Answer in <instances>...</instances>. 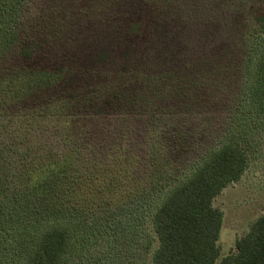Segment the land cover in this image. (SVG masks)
I'll use <instances>...</instances> for the list:
<instances>
[{"label": "rangeland", "instance_id": "rangeland-1", "mask_svg": "<svg viewBox=\"0 0 264 264\" xmlns=\"http://www.w3.org/2000/svg\"><path fill=\"white\" fill-rule=\"evenodd\" d=\"M250 4L0 0V24L21 30L3 66H49L63 73L56 87L36 92L26 103L54 96L79 102L74 120L92 144L122 143L141 155L145 139L162 136L179 170L190 175L195 160L231 133L251 134L248 167L213 199L223 213L219 259L235 250L236 240L264 212V120L242 122L234 105L250 49L245 40ZM181 78L188 93L178 106L172 91ZM132 236L121 229L111 243L95 235L80 237L69 264H139L145 259L150 264L151 252L145 253L137 231ZM130 240L135 241L130 245Z\"/></svg>", "mask_w": 264, "mask_h": 264}, {"label": "trees", "instance_id": "trees-1", "mask_svg": "<svg viewBox=\"0 0 264 264\" xmlns=\"http://www.w3.org/2000/svg\"><path fill=\"white\" fill-rule=\"evenodd\" d=\"M249 12L250 49L234 101L242 122L264 120V0H251ZM19 33L17 25L0 24V264H69L80 237L111 243L121 229L130 237L138 232L150 264H264V212L219 259L223 213L213 205L248 167L251 134L231 133L195 160L190 175L179 170L162 136L145 139L141 155L122 143L94 145L76 126L79 102L54 96L26 103L56 87L63 73L4 67ZM183 83L172 88L178 106L187 101Z\"/></svg>", "mask_w": 264, "mask_h": 264}]
</instances>
